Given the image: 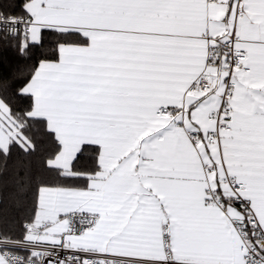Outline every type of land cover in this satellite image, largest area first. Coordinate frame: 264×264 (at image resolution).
Wrapping results in <instances>:
<instances>
[{
  "label": "snow or ice",
  "instance_id": "snow-or-ice-1",
  "mask_svg": "<svg viewBox=\"0 0 264 264\" xmlns=\"http://www.w3.org/2000/svg\"><path fill=\"white\" fill-rule=\"evenodd\" d=\"M0 264H264V0H0Z\"/></svg>",
  "mask_w": 264,
  "mask_h": 264
},
{
  "label": "trees",
  "instance_id": "trees-1",
  "mask_svg": "<svg viewBox=\"0 0 264 264\" xmlns=\"http://www.w3.org/2000/svg\"><path fill=\"white\" fill-rule=\"evenodd\" d=\"M5 55H7L9 58H13V54L10 51L5 53Z\"/></svg>",
  "mask_w": 264,
  "mask_h": 264
}]
</instances>
